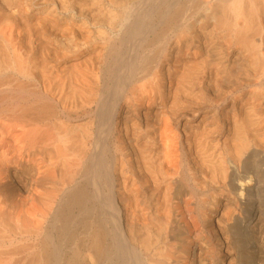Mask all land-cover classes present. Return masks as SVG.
Here are the masks:
<instances>
[{
	"label": "bare ground",
	"instance_id": "1",
	"mask_svg": "<svg viewBox=\"0 0 264 264\" xmlns=\"http://www.w3.org/2000/svg\"><path fill=\"white\" fill-rule=\"evenodd\" d=\"M0 264H264V0H0Z\"/></svg>",
	"mask_w": 264,
	"mask_h": 264
}]
</instances>
